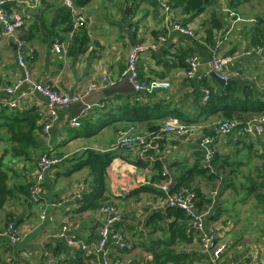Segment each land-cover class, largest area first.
I'll use <instances>...</instances> for the list:
<instances>
[{
  "label": "crops",
  "instance_id": "crops-1",
  "mask_svg": "<svg viewBox=\"0 0 264 264\" xmlns=\"http://www.w3.org/2000/svg\"><path fill=\"white\" fill-rule=\"evenodd\" d=\"M67 1L71 0H7L8 7L20 13L25 24L15 37L0 36V103L17 101L16 109L36 108L41 117L46 112L44 96L28 84L18 87L12 96L6 93L23 76L17 60L19 41L23 42L22 53L35 82L42 86L73 95L92 82L109 77L117 82L118 90L126 94H114L101 103L97 98L84 112L82 106L76 104L61 110L48 134L44 129L36 133L37 147L30 148V157L14 155L11 148L16 144L0 139V161L9 175L8 187L12 190L0 210V232L12 223L20 234L18 244L0 236V264H59V261L75 260L78 251L87 256L96 255L94 250L100 240V231L109 216L103 210L79 212L83 199L92 193L93 175L89 167L75 168L88 151L112 157L106 170L104 196L108 199L106 204H112L121 213L119 232L124 234L128 244L124 251L117 252L115 240L109 239L104 250L112 262L117 257L120 264H158L157 257L166 259L164 254L175 253L201 258L194 264H202L213 252V249L204 248L202 236L212 229L216 245L224 247L223 264H264V130L254 134L244 131L248 122L262 117L263 111L243 114L247 121L229 135L211 136L215 140L210 146L213 160L208 161L206 153L198 155L202 153L199 149L202 139L210 137L203 135V131L219 120L225 122L222 113L203 111L204 89L210 86L220 92L222 88L211 77L215 49L223 56L235 57L225 76L238 81L239 97L244 98L252 92L254 99L262 103L264 50L259 54L250 40L255 19L264 14L259 12L264 1L261 0L259 7L256 0H239L237 10L244 8L248 15L242 13L246 20L232 26L230 2L225 0L223 7L224 0H219V9L226 13L223 16L217 11L224 27L214 33L215 41L211 44L206 41V31L210 29L213 12L204 13L188 23L180 10L169 7L171 13L165 12L162 3L167 4V0H92L84 8L73 5L70 9L74 26L77 19H87L83 26L86 44H78L74 50H70V40L83 27L70 33L60 21V11L68 7ZM174 23L191 27L196 37L172 30ZM160 34H166V43L159 45L156 51L140 55L138 69L141 80L147 83L163 81L169 86L149 93H131L121 77L129 52L136 44L156 41ZM220 41L222 43L217 46ZM56 47L60 48V53ZM185 54L200 58L198 75L201 81L188 79L189 65L187 59L181 57ZM143 96L148 100L143 103H166L169 109H177L187 118L164 116L153 120L155 124L164 126L175 118L188 126L189 134L183 137L167 135L159 151H118L115 145L120 132L131 126L147 131L149 122H115L97 132L101 110L107 108V112L110 107ZM74 118L81 123L80 128L71 126ZM218 126L208 132H215ZM44 153L58 156L61 162L47 174L45 192L37 206L31 202L29 190L38 158ZM197 162L214 174L213 178L196 172L191 175L193 183L189 190L196 188L212 200V204L206 206L209 209L203 210L206 212L203 231L185 212L189 221L171 215L172 208L161 191L164 185L169 186L172 194L187 191L184 185L179 192L173 189L179 188L183 173L192 170ZM172 177L176 179L173 189ZM40 207L46 211L45 219L41 218ZM182 224L186 231L181 230ZM59 244H63L65 252L56 257L54 249ZM82 246L89 250H82Z\"/></svg>",
  "mask_w": 264,
  "mask_h": 264
},
{
  "label": "built area",
  "instance_id": "built-area-1",
  "mask_svg": "<svg viewBox=\"0 0 264 264\" xmlns=\"http://www.w3.org/2000/svg\"><path fill=\"white\" fill-rule=\"evenodd\" d=\"M67 6L69 9H73V3L71 1H67ZM162 8H164L167 14H170V8L167 4L162 3ZM231 13V12H230ZM231 17L234 18L232 26H234L237 22H240V18L231 14ZM87 23V19L85 17H81L76 20L74 29L78 27H83ZM23 16L12 10L8 7L7 0H0V36L3 37H15L17 31L24 26ZM172 30L178 32L183 36H188L191 38L196 37V32L188 26H184L179 23H174L172 25ZM167 41L166 34H160L157 37V40L150 43H141L134 45L128 55L127 64L122 72V79L126 80L130 83L135 92L138 93H149L155 90L156 88H166L169 86L168 83L163 81H155L151 83H147L146 81L141 80L140 71L138 69V58L140 55L150 52L156 51L159 45L165 44ZM222 41L217 42V46H219ZM23 42L19 41L17 44V60L20 68L23 70V76L16 82V86L12 89L7 90V95H14L15 91L18 87L23 84L30 85L35 91L41 93L46 100V112L42 114L43 122H45L44 132L46 134L49 133L51 129L52 121L57 117L58 113L72 106L74 104L82 103L83 100L89 97L91 94L102 91L109 87H113L117 84L116 81L110 79L109 77H103L99 81L92 82L85 88H83L79 93L73 95H67L58 93L55 90L42 86L35 82L34 77L31 74V70L25 62L24 55L22 53ZM58 53H60V48H55ZM263 52V49H259L258 53ZM234 56H223L218 52V49H215L211 58V73H214L218 77L229 80L225 73L227 72L228 67L234 61ZM188 71L187 77L188 79H196L200 81L202 78L198 75L199 69L201 67V60L198 56H192L191 59L188 60ZM205 93V103L209 101V91L204 90ZM262 102L264 104V96L262 98ZM10 109H16L18 107L17 101H9V102H1L0 110L2 106H6ZM90 107H87V110ZM71 126L74 128H80L81 123L77 120V118L72 119ZM240 124L237 121L224 122L221 123L217 128H215V134L217 135H229L230 133L238 130ZM264 130V111L262 112V117H258L254 119L252 122H248V125L245 127L244 131L248 134H254L255 132H260ZM174 135L177 137H183L189 134L188 126L181 122L178 119H171L166 123L164 127L160 130V132L147 130L146 132H138L134 127L128 129L126 132H122L118 141L116 142L115 149L121 152L134 153L136 150H150V151H159L161 144L164 140H166L167 135ZM212 137H205L203 142L201 143V148L206 153V158L208 161L212 160L213 152L210 151V146L213 143ZM61 162V159L54 154L44 153L39 157V162L37 164V168L34 171L32 177V185L29 190V198L31 202L37 206L40 205V199L45 192V178L49 171L57 166ZM210 166V162H207ZM161 191L165 194V201L169 204L170 208L178 211L185 212L188 216L193 219L196 227L203 231L206 227V213L201 214L197 207L196 202L194 201V193L191 190H187L181 194H172L168 185H164L161 187ZM104 212L108 214V219L106 224L101 228L100 231V240L95 248L96 255L100 256L101 259L98 262L93 264H120L119 258L112 262L108 253L105 252L104 248L108 244L109 239L113 238L115 240L117 252L124 251L128 244L124 234L119 231L114 233L113 228L122 220L121 213L116 210L113 206L108 205L104 209ZM41 218L45 219L46 211L40 207ZM0 236L3 238H7L11 241L12 244H18L20 240V234L14 224H9L5 230L0 232ZM202 241L204 248L207 250H212L213 252L210 255V258L203 262L202 264H223L221 262V254L224 251L223 246H217V238L214 233V230H210L209 234H204L202 236ZM70 244H75V242H70ZM217 246V247H216ZM82 250H89V248L82 246ZM98 256V257H99Z\"/></svg>",
  "mask_w": 264,
  "mask_h": 264
},
{
  "label": "trees",
  "instance_id": "trees-1",
  "mask_svg": "<svg viewBox=\"0 0 264 264\" xmlns=\"http://www.w3.org/2000/svg\"><path fill=\"white\" fill-rule=\"evenodd\" d=\"M92 0H71L73 5L76 8H84ZM245 1V0H243ZM172 4L168 3L169 7H172L174 10H180L181 14L185 17V22H192L195 18L199 17L204 13L213 12L210 18V29L206 31V41L211 43L215 41V32H220L223 30L222 21L219 19L218 14L215 10V7L219 6V0H170ZM231 8L228 10H237V7L240 5L239 0H229ZM74 16L70 9L65 8L60 11V21L63 25H66L65 29L70 33L74 30ZM187 24V23H186ZM185 26V25H184ZM85 27L80 28V31H77L73 34L72 39L70 40V50H74L75 46L78 44H86L87 34L83 31ZM251 46L258 52L259 49L264 50V14L259 15L255 19V26L252 31ZM233 55V54H230ZM193 55L188 57V54L184 56L181 55L182 59L186 58L187 60L191 59ZM186 62L188 63V61ZM189 68V66H188ZM188 70V69H187ZM215 85L218 84L215 82ZM209 87V101L205 104L204 113L216 114L222 113L225 122L237 121L240 126L242 123L247 121V117L244 115L247 113H259L264 111L263 102H259L254 99L252 92H249L244 98L239 97L238 81L231 80L228 84L221 88L220 92L215 91L213 88ZM219 87V86H218ZM245 94V93H244ZM145 96L135 99L129 103H122L117 107L103 108L101 110L100 122L98 121L97 132L102 131L104 128L113 124L115 122H149L147 125V130L160 132L164 127L162 125L155 124L153 120L160 119L164 116H175L178 119L185 120L186 116L177 109H169L166 103L159 104H149L148 101L144 99ZM244 114V115H243ZM152 120V121H151ZM230 120V121H229ZM45 122L43 118L39 115V112L36 108H30L25 110L14 109L11 110L8 105L2 106L0 110V139L2 141L15 143L11 148V151L16 156L21 157H30V148L37 147L36 133L41 132L44 129ZM208 132V131H207ZM210 131L206 133L210 137L216 136L215 132ZM200 151L204 154V150L200 147ZM201 155V152H198V155ZM112 157L109 155L102 156L95 154L92 151L86 153L85 159L80 158V162L75 168V170L89 167L93 175L92 183V193L87 195L82 201V205L79 209V212L85 211H99L104 209L106 206L112 204H106L108 199L104 196L106 192V170L110 166ZM39 162V158H38ZM160 173L162 169L159 168ZM196 172L198 175H207L209 177H214V174L210 173L208 168H204L198 162L194 165L193 169L187 170L182 175V184L174 192H179L181 186L188 188L192 187V173ZM160 179H165L160 177ZM9 175L7 171L3 170V164L0 161V210L5 206L8 201V198L12 195V190L8 187ZM32 185V183H31ZM30 185V188H31ZM193 191L195 197L194 201L196 202V207L201 214L206 213L202 211L204 209H209L206 206L212 204V200H209L205 195L200 193L198 189ZM18 191H21V188L18 187ZM171 215H175L176 219H181L182 221H189L184 212L178 210H171ZM122 222V220H121ZM119 222L114 227V232H118L120 228ZM181 230L186 231L185 224L181 225ZM174 232V230H173ZM172 242V241H170ZM65 252L63 244H59L54 249V254L56 257H60ZM166 259L162 257H157L158 264H194L200 259H195L194 257L181 256L175 253H166L163 255ZM99 257L97 255L87 256L83 251H78L76 253V259H69L65 261H59V264L65 262V264H93L98 262ZM117 257L113 260L116 261Z\"/></svg>",
  "mask_w": 264,
  "mask_h": 264
},
{
  "label": "water",
  "instance_id": "water-1",
  "mask_svg": "<svg viewBox=\"0 0 264 264\" xmlns=\"http://www.w3.org/2000/svg\"><path fill=\"white\" fill-rule=\"evenodd\" d=\"M211 77H212V78H213V79H214V80H215V81H216L221 87H224L226 84H228V83L231 81V80H224V79L218 77L217 75H215L214 73H211ZM125 82L129 85L130 90H131V93H134L135 90H134L133 86H132L130 83H128L126 80H125ZM117 87H118V86H115V87H113V88L104 89V90H102V91L95 92V93L92 94L89 98L83 100L82 103H79V104H76V105H80V106H82V111L84 112V111H87V107L92 106V103H93L94 101H96L97 98H100V99L98 100V103H101V102L103 101L104 98H108V97H110V96H112V95H114V94H121V93H125V94H126L125 91L118 90ZM72 106H73V105H72ZM69 108H70V106H69ZM172 178H173V177H172ZM175 181H176V179L173 178V179H172V186H171L172 189L175 187Z\"/></svg>",
  "mask_w": 264,
  "mask_h": 264
},
{
  "label": "rangeland",
  "instance_id": "rangeland-1",
  "mask_svg": "<svg viewBox=\"0 0 264 264\" xmlns=\"http://www.w3.org/2000/svg\"><path fill=\"white\" fill-rule=\"evenodd\" d=\"M168 2L170 1V0H167ZM229 1V0H228ZM257 1V3H256V5H258L259 7H260V3L262 2V1H264V0H256ZM224 2H225V0L224 1H222V6L224 7ZM170 4H172L171 2H169ZM263 5V4H262ZM215 10H216V12L218 11V12H221V14L224 16V14H226L225 12H223V10L222 9H219V6L217 5L216 7H215ZM246 12V10L244 9V8H242L241 10H232L231 11V13H230V15L231 14H234L235 16H237L238 18H240V20L241 21H245L246 19L242 16V13L244 14ZM259 12H264V7L263 8H261L260 7V11ZM247 13V12H246ZM175 14H176V12H175ZM247 15H248V13H247ZM185 19V18H184ZM243 19H245V20H243ZM176 20L178 21L179 20V18L178 17H176ZM240 21V22H241ZM243 23V22H242ZM180 24H182V23H180ZM182 25H184V24H182ZM124 122H128V121H124ZM222 122L219 120V121H217V122H215V125H212V126H210L208 129L210 130V128L211 127H215L216 125L218 126V124H221ZM129 129V128H128ZM128 129L127 130H125V131H122V132H126V131H128ZM141 128H139L138 127V129H136L138 132H146V131H144V130H140ZM208 129H205L204 131H203V135H207V134H205V133H207V131H209ZM212 129V128H211ZM122 132H120L119 133V135H118V138H117V141H118V139H119V137H120V134L122 133ZM116 141V142H117Z\"/></svg>",
  "mask_w": 264,
  "mask_h": 264
},
{
  "label": "bare ground",
  "instance_id": "bare-ground-1",
  "mask_svg": "<svg viewBox=\"0 0 264 264\" xmlns=\"http://www.w3.org/2000/svg\"><path fill=\"white\" fill-rule=\"evenodd\" d=\"M201 81V80H200ZM205 90V89H204ZM211 92V91H210ZM204 100V99H203ZM210 100V99H209ZM230 121V120H229ZM231 121H233V120H231ZM223 123V122H222ZM193 124V123H192ZM199 129H200V127H198ZM212 128V127H211ZM210 128V129H211ZM202 129V128H201ZM209 130V129H208ZM214 131V130H213ZM208 133V132H207ZM213 133V132H212ZM200 134V133H199ZM206 134V133H205ZM195 136V135H194ZM203 140V139H202ZM173 141V140H172ZM215 141V140H214ZM200 142V141H199ZM211 149V148H210ZM201 154H203V153H201ZM213 160V159H212ZM207 162V161H206ZM212 164V163H211ZM205 168V167H204ZM167 175V174H166ZM176 184V183H175ZM190 189V187H188V190ZM192 191H194V190H192ZM203 211V210H202ZM209 213V212H208Z\"/></svg>",
  "mask_w": 264,
  "mask_h": 264
}]
</instances>
